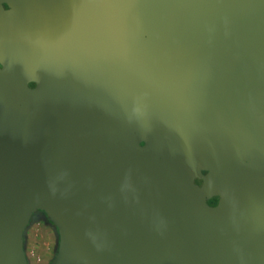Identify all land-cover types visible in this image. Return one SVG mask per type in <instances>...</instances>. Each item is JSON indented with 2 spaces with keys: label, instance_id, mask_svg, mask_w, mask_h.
Returning a JSON list of instances; mask_svg holds the SVG:
<instances>
[{
  "label": "water",
  "instance_id": "1",
  "mask_svg": "<svg viewBox=\"0 0 264 264\" xmlns=\"http://www.w3.org/2000/svg\"><path fill=\"white\" fill-rule=\"evenodd\" d=\"M264 264V0H0V264Z\"/></svg>",
  "mask_w": 264,
  "mask_h": 264
},
{
  "label": "rangeland",
  "instance_id": "2",
  "mask_svg": "<svg viewBox=\"0 0 264 264\" xmlns=\"http://www.w3.org/2000/svg\"><path fill=\"white\" fill-rule=\"evenodd\" d=\"M40 215L44 221L31 223L27 228L26 252L30 264H50L58 248L57 229L42 212Z\"/></svg>",
  "mask_w": 264,
  "mask_h": 264
},
{
  "label": "crops",
  "instance_id": "3",
  "mask_svg": "<svg viewBox=\"0 0 264 264\" xmlns=\"http://www.w3.org/2000/svg\"><path fill=\"white\" fill-rule=\"evenodd\" d=\"M41 221L42 222L44 221V217H42L41 215L40 216L34 215V219H33L32 223L41 222ZM27 231H26V234H27Z\"/></svg>",
  "mask_w": 264,
  "mask_h": 264
},
{
  "label": "trees",
  "instance_id": "4",
  "mask_svg": "<svg viewBox=\"0 0 264 264\" xmlns=\"http://www.w3.org/2000/svg\"><path fill=\"white\" fill-rule=\"evenodd\" d=\"M44 213V212H43ZM46 218L49 220V222L55 227V225L50 221V219H49V217L48 216H46ZM56 228V227H55ZM57 232H58V230H57Z\"/></svg>",
  "mask_w": 264,
  "mask_h": 264
},
{
  "label": "flooded vegetation",
  "instance_id": "5",
  "mask_svg": "<svg viewBox=\"0 0 264 264\" xmlns=\"http://www.w3.org/2000/svg\"><path fill=\"white\" fill-rule=\"evenodd\" d=\"M41 212H42V211H41V210H39V211H37V212L35 213V215H38V214L40 215V214H41ZM42 213H43V212H42Z\"/></svg>",
  "mask_w": 264,
  "mask_h": 264
}]
</instances>
